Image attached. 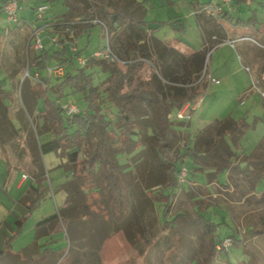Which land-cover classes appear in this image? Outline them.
<instances>
[{
  "label": "rangeland",
  "instance_id": "rangeland-1",
  "mask_svg": "<svg viewBox=\"0 0 264 264\" xmlns=\"http://www.w3.org/2000/svg\"><path fill=\"white\" fill-rule=\"evenodd\" d=\"M35 1L18 0L20 15L26 17L32 25L35 24L33 22L36 16ZM86 1L90 5H97L99 0ZM147 1L145 14L147 20H169L177 15L186 25L183 37L189 40L192 39L191 36H195L196 26L194 17L190 13L192 8L190 0H173V3L168 0ZM230 6V17L233 22L239 18L242 20L251 18L252 25L260 27L261 32L264 33V0H233ZM64 8L63 0H57L50 12L54 14L55 10ZM154 24H156L155 21ZM5 27L9 28L8 32H5ZM29 33L30 31L23 27L14 28V23H8L3 12H0V79L12 96L11 102L6 99L7 103H11L8 106L7 117L13 120L15 127L36 125V114H29L23 104L28 89L21 86L25 77L29 78L30 85L39 79V77L36 79L34 76H24L26 69L29 70L28 58L31 48L27 46L25 40V35ZM171 34H174L172 27L165 24L161 25L157 32L163 40L168 39L167 35ZM253 37L255 42L246 39L241 49L235 50L234 57L231 55L228 62L231 65V76L223 80L221 84L208 83L206 88L202 89L200 95L203 101L192 114L191 126L187 128L186 133L183 132L180 135L174 149L165 148L169 159L174 158L176 148L192 144L197 132L196 127L207 123L206 118L226 119L229 118L228 115L234 119L243 118L246 124L244 131L240 134L236 145L231 143L232 150L237 155L249 156L258 143L264 140V35ZM41 38L49 55L48 66L60 64L59 59L52 56L58 47L52 44L49 32L42 31ZM80 38L78 47L85 46L80 50L82 54H87L86 51L89 49L101 48L106 44L105 34L99 24L93 25L89 35L84 34ZM87 40L89 42L85 45ZM109 45L122 60L127 59L123 49L115 48L117 45L113 37L109 38ZM210 53L207 55L206 63L208 70L214 59V55ZM237 53L245 56L243 61L238 59ZM68 54L71 53L66 51L64 56ZM72 61L74 66H79L75 60ZM62 64L65 66L68 61ZM118 64L121 68H125L124 64ZM12 70H16L14 76L10 75ZM29 72L32 73V68ZM145 72L141 70L137 77L130 80L124 90L138 89L140 79L144 77ZM39 73L46 74V71L40 70ZM57 77L50 75L52 82L59 80ZM68 99L74 100L73 97ZM6 130L8 129H1L4 140L0 143V249L9 248L16 252L27 246L34 239V226L48 219L58 220L61 208H66L64 214L68 215L69 221L62 222L63 224L60 220L58 221L59 227L49 235L48 245L64 254L69 247V239L70 246L74 242L72 236L80 237L79 242L85 244L87 233L83 229L90 233L97 228L98 232L109 215L114 217L112 211L99 210L97 217L84 218L82 215L85 212L84 202H92L93 198L88 195L87 199H84L83 193L78 195L75 191L71 169L66 168L72 165L67 163L65 153L53 134L48 132L35 133L45 173L38 188V198L35 199L37 196L35 187L38 183L32 177L34 175L25 139L26 134L23 131L6 138ZM154 134L155 142H158L160 137ZM145 155L148 162L146 169L150 165L152 177L157 176L162 179L165 170L153 154L151 147L147 148ZM226 157L223 159L225 160ZM230 158L233 162L238 156L234 159L232 156ZM243 159L244 157L241 158ZM125 161L128 165L134 166L131 155H128ZM183 164L187 168V175L185 181L180 183L172 200L169 216L180 212L193 217L199 213L216 224L215 235L218 239L227 236L239 238L234 243L232 241L226 250L217 252L207 264H264V194L254 193L255 178L253 176L249 179L245 178L237 168L232 167L228 175L226 170L216 174L219 183L208 185L211 178H208L207 174L212 170L195 169L200 166L190 155L185 156ZM259 164L261 165H257L255 170L264 172V164ZM245 165V161L239 164L240 167ZM22 173H26L28 180L22 188L17 189L16 183ZM224 182L226 183L222 184ZM63 183L67 185L64 187ZM126 183L129 204L127 215H124L119 223L122 224V229L118 230L117 226L112 224L113 233L106 238L102 236L103 240L100 239L102 241L99 248L101 263L185 264L179 261L181 256L185 255L186 258L189 257L188 264H201L206 257L208 238L201 233L199 226L183 217L179 219L178 232L181 236L179 241H176L177 249L174 246L176 233L171 227L162 228V224L156 218L158 209L155 203L146 197V193L137 183L133 181ZM262 187H264V178L260 180L258 189ZM65 188L68 189V193ZM31 198L36 201V204H33L29 210L26 202ZM25 214L26 217L18 230L14 219ZM71 217L75 220L71 221ZM94 230L91 232L93 236L96 234ZM44 241L45 239L41 240L40 244ZM185 257L184 260H186ZM6 264L10 263L7 261Z\"/></svg>",
  "mask_w": 264,
  "mask_h": 264
},
{
  "label": "trees",
  "instance_id": "trees-1",
  "mask_svg": "<svg viewBox=\"0 0 264 264\" xmlns=\"http://www.w3.org/2000/svg\"><path fill=\"white\" fill-rule=\"evenodd\" d=\"M6 1L0 0V12H3ZM55 1L57 0H37L38 3H48L51 10ZM63 3L65 9L55 10L56 14H52L53 19L49 20L52 23L50 31L58 30L62 22L72 19L98 18L107 29L108 39L114 38V43L117 45L115 48L123 49L127 56L124 61L127 62L123 69L117 62L89 58L86 64L74 66L70 55L64 56L68 48L62 43L52 56L59 59L60 63L68 61V64L64 66L63 75L57 77L59 80L52 82L50 76L39 73L48 66V53L45 48L41 51L32 50L30 33L25 35L27 46L31 48L28 58L29 71L32 68V73L29 72L30 77L34 73L39 77L33 85L29 84L28 77L21 82V86L28 89L23 104L29 114L37 116L34 127H15L13 120L7 117L12 96L0 79V143L4 140L1 133L3 128L8 129L5 131L6 138L25 132L34 175L32 177L38 183L35 187L37 195L35 199L38 198V188L45 175L35 133L48 132L53 134L63 149L67 163L72 165L66 168L71 169L75 191L78 195L83 193L84 199H87L88 195L93 198L92 202H84L85 212L82 213L84 218L97 217L99 210L104 209L114 214V217L109 215L104 221L105 224L103 223L99 228L100 231L97 232V228L96 231L93 229L96 232L94 236L91 233L93 230L88 233L82 228L87 233L85 244L79 242L80 237L72 236L74 240L72 245L70 246L69 239L67 251L54 258L52 264H102L99 253L102 242L100 239L103 240L102 236L106 238L113 233L112 224L117 226L116 229H122V224L119 223L121 218L127 215L129 207L126 183L128 181L137 183L146 193V197L155 203L158 209L156 218L162 224V228L174 229L176 233L174 246L177 249L176 241L178 242L181 236L178 232L179 219L183 217L199 226L201 233L208 238L206 257L201 262L207 264L217 252H220L216 246L223 239H218L215 235L216 224L199 213L193 217L180 212L169 216L172 200L180 186L177 173L183 165L185 156L190 155L200 166L195 169H212L207 175L217 176L218 172L230 167L232 151H229V147L227 149L223 147L222 152L227 156L224 160L225 156L216 152L215 147L218 142L203 143L201 139H197L196 145L176 148L172 160L165 153V148H175L183 133L182 128L188 121L177 119V110L186 102L193 101L202 91L204 79L200 81L198 79L207 50L184 55L168 46L153 32H148L145 28L147 22L144 20L145 9L142 0H99L97 5H90L86 0H63ZM199 8L200 6L197 7ZM198 13V20L202 23L211 21L213 23L216 19V16ZM240 21L246 26L255 27L251 18ZM14 24V28L23 26V24ZM95 24L97 23L80 25L79 29L81 31ZM212 26L213 31L216 32L218 29L214 23ZM214 41L219 42V39L216 38ZM143 67L147 70L140 79L139 88L124 90ZM15 74L16 70L10 72V75ZM70 97L74 98L78 109L67 115L61 107V102L62 99ZM6 99L10 102L7 103ZM245 125L243 121L226 118L216 120L204 131L214 130L217 136L223 132L230 133L231 141L237 144ZM154 133L160 137L158 142H155ZM149 147L165 170L162 179L157 176L152 177L150 165L146 169L148 162L145 153ZM128 155L133 157L134 166L128 165L125 161ZM261 161L264 162L246 157L244 167L237 165L233 167L245 176L251 177L259 173L255 167ZM65 185L67 183H63L64 187ZM65 191L68 193L67 188ZM26 204L30 210L36 201L31 198ZM65 211L66 208L59 209L58 221L60 220L61 223L69 221L68 215L64 214ZM25 217L26 214L14 221L18 230ZM70 220L75 219L71 217ZM227 237L232 238L233 243L239 240L233 236ZM4 251L6 250L1 249L0 254ZM184 257L185 255H182L179 261L188 264L189 257H185L186 260ZM40 260L43 264L50 263L48 255L42 254L37 261ZM27 261L32 263L29 262L30 260Z\"/></svg>",
  "mask_w": 264,
  "mask_h": 264
},
{
  "label": "crops",
  "instance_id": "crops-1",
  "mask_svg": "<svg viewBox=\"0 0 264 264\" xmlns=\"http://www.w3.org/2000/svg\"><path fill=\"white\" fill-rule=\"evenodd\" d=\"M142 1H143L144 9H145L144 20L147 22L145 28L147 29L148 32H153V34L156 37L160 38L168 46L175 48L176 50L180 51L184 55H189L193 52L204 51V50H210V52H211L210 55H212V56L214 55V59L212 60L211 66L208 70V74H209L210 78H214V79L218 80V82H213V81H210L209 79H204V85H203L202 89H205L206 86L208 85V83L221 84V82L223 80L225 81L231 76L232 71L230 70L231 65L228 63L229 59H230L231 55H233V57H234L235 50L237 51V50L241 49L242 44L244 41H246V39L236 41L233 46L226 41L227 39H233V38L242 37V36H249L251 38H254L253 37L254 35L258 36V37H260L261 35H264V33L261 32L262 30L260 27L246 26V25H244V23L242 21H240V20H242L240 18L236 22H233L232 17H230V7H231L230 5L231 4L224 8V11L222 14H220V16H216V19L213 23L218 30L216 32H214L213 26H212L213 23H211L212 21L207 22V23H205V22L202 23V21L198 20V14L199 13L197 12L198 11L197 7L201 6L203 3L207 2L208 0H205V1L190 0L191 4H192V8H191L190 13L194 17V23L196 26V31H195V36L194 37L191 36L192 39L188 40V39L183 37L184 36L183 34H185V32H186V25L184 24V21H182L181 18H179V17H177V15H175V17H171V19H169V20H165V19L147 20L145 17V14L147 11L146 6H147L148 1L147 0H142ZM168 1L170 3H173V0H168ZM37 4H38V2L36 0L35 6ZM64 9H61V10L58 9V11H62ZM50 10H51V7H50L49 11L45 14V20H47V21L53 19L52 18L53 15L51 14ZM194 11H196V13H194ZM20 14L21 13L19 11L20 19H19L18 24H23V26H21V27L30 31L31 23H29V21L26 19V17H24ZM173 18H175V19H173ZM154 21L156 24H154ZM33 22L37 23L36 19ZM163 24L171 26L173 29V32H174V34L167 35V36H169V38L164 39V40L157 35L158 30H160L161 25H163ZM92 27L93 26L87 27L84 30L81 29V31H79V38H80V36H82L84 34L89 35ZM216 38L219 39V42L214 41ZM88 42L89 41L87 40V43L85 45H87ZM78 44H79V41H78ZM84 47L85 46H80L79 49L82 50ZM95 49H97V48H95ZM95 49H91V50L89 49L88 51H86V53L87 54L91 53ZM241 56L242 55L237 53L238 59L243 61L245 56L244 55L242 57ZM235 61H237V58H235ZM245 67H247V66H245ZM145 70H147V68L143 67L142 71H145ZM202 101H203V97H202ZM195 110H193V112ZM193 112H192V114H193ZM228 116L230 119H232L234 121H244V120H242L243 118L234 119L230 115H228ZM191 118H192V115H191L190 119L187 121V124L185 126H183V128H182L184 133H186L187 128L191 126ZM222 119L223 118H213V119L206 118L207 123L203 124L201 127H196L197 132L194 136L192 144H189V145L192 146V145L196 144L197 139H201V142H203V143H204V141H209L210 143H214V142L217 143L218 142L217 147H215L216 152H217V154H221V155L223 154L224 156H225V152H222L223 147L225 149H227V147H229L228 148L229 151H232V154H233L232 158L234 159V158H236V156H238V158L231 163L229 168L225 169L227 175H228L229 169L232 168L233 165H237L238 167H240L239 164L241 162L246 161V157H252V158L257 159L259 161L264 160V140H262L261 142L258 143L255 150L249 156H245V154L237 155L232 150L231 145L234 143L231 141L230 133L223 132L217 136L216 131H214V130L204 131V129L209 124L214 123L216 120H222ZM203 136H204V138H202ZM188 138H189V136H188ZM234 145H236V144H234ZM201 147H203V146L201 145ZM242 157H244L243 160H241ZM260 163L264 164V162H262V161ZM258 165H261V164H258ZM210 170H212V169H210ZM22 174H26V173H22ZM240 174L244 175L245 178H248V179L250 178L249 176H245V174H243L241 172H240ZM216 177L217 176H214V175L208 176V178H211V182L208 183V185L219 183V181L216 179ZM253 177L255 178V181H256L254 193L256 195L264 194V187H262L261 189H258L260 180L262 178H264V172H259L257 175H253ZM27 180H28V178L23 179L21 176L16 183V188L17 189L22 188L25 185V183L27 182ZM225 183L226 182H224L222 184H225ZM16 219H14V221ZM58 227H59L58 226V220L57 219L53 220V218L48 219L42 223L36 224L34 226V232H35L34 239H32L31 242L27 246L22 247L19 251L14 252L9 248L6 249V251H4V253L0 254V264H6L7 261L10 264H43L42 260L37 261L38 258H40V256L42 254L48 255V257H50V263L49 264H52L53 259L57 258V256L61 253L59 251L55 250L53 247L49 246L48 240H49V235H51V233L55 229H58ZM43 239H45V241L40 244V241ZM45 257H47V256H45ZM27 260H30L29 262H32V263H28ZM45 260H46V258H45Z\"/></svg>",
  "mask_w": 264,
  "mask_h": 264
},
{
  "label": "built area",
  "instance_id": "built-area-1",
  "mask_svg": "<svg viewBox=\"0 0 264 264\" xmlns=\"http://www.w3.org/2000/svg\"><path fill=\"white\" fill-rule=\"evenodd\" d=\"M233 0H208L203 3L197 12L203 13L209 16H217L219 13L224 11L226 6H229ZM50 5L45 2L38 3L35 6L36 11V22L35 24H31L30 26V38L32 40V48L34 51H41L44 49V45L42 43L41 32L47 31L49 32V39L52 44L55 46H60L64 43L68 51L71 53L70 57L72 60H75L79 66L86 64L89 58H102L111 62H117L125 64L127 61L121 60L117 54L112 50L109 45L108 33L104 24L98 18H76L66 22H62L60 24V28L56 31H50L52 29V23L45 20V14L49 11ZM3 14L5 16V20L8 23H18L19 22V3L18 0H7L3 5ZM196 13V11H194ZM97 23L102 27V30L106 37V44L101 47L93 50L91 53L82 54L79 51L78 41H79V26ZM9 28L5 27V32H8ZM242 39H250L255 42V40L249 36H242L233 39H227L226 41L232 46L236 41ZM257 42V41H256ZM259 44V43H258ZM210 50L205 52L203 66L200 72V76L198 81L202 79H209L213 82H218V80L214 78H210L208 74V69L206 67L207 63V55ZM47 76H62L64 73V65L62 63L56 64L54 66H47L46 69ZM24 76H30L28 68L25 71ZM36 79L38 78V74L34 73L33 75ZM202 102V96L198 94L193 101H188L182 105L176 112V118L181 120H189L193 110H195ZM61 107L63 111L69 115L73 112H76L78 109V105L73 99H67L65 102H61ZM187 175V168L183 164L180 166L177 178L180 183L185 181ZM22 178H27L26 174H22ZM232 244V240L229 237L223 238L220 244L216 246V248L221 250H226Z\"/></svg>",
  "mask_w": 264,
  "mask_h": 264
}]
</instances>
